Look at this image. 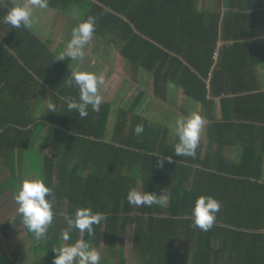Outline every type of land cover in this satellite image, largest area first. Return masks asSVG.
Segmentation results:
<instances>
[{"label":"trees","instance_id":"16d2710c","mask_svg":"<svg viewBox=\"0 0 264 264\" xmlns=\"http://www.w3.org/2000/svg\"><path fill=\"white\" fill-rule=\"evenodd\" d=\"M48 5L62 11L77 5L83 10L80 21L94 17L93 33L118 41L123 57L149 71L156 96L166 100V86L172 82L200 102L210 121L207 135L218 149L215 159L203 155L199 138L194 156H176L178 137L171 140L169 128L160 129L159 123L139 114L133 108L137 101L119 110L111 140H104L111 105L102 103L98 112L89 105L84 118L69 112L66 98L79 97L77 87L66 85L71 59L60 60L31 27L15 29L4 23L12 3L0 0V150L27 147L38 134L37 119L56 125L42 147L64 148L56 157L45 154L43 181L52 189L46 198L54 218L44 236L46 254L36 264H52V248L78 239L97 251L105 243L111 256L101 258L100 264H109L113 256L128 264V230L140 264H224L221 242L229 234L235 236L232 248L224 250L239 251L229 264H264L262 153L258 157L259 149L252 147L229 166L224 158L226 140L232 136L243 143H264V91L250 93L259 88L257 68L264 64V0H48ZM38 83L44 91L57 93L55 111L39 117L28 101ZM130 114L134 126L129 134ZM137 125L144 127L139 135ZM87 162L88 171L82 173ZM166 186L169 193L162 206H135L126 199L131 187L166 194ZM202 194L221 205L208 231L195 227L191 216ZM82 206L104 216L91 235L68 228L67 218ZM64 231L69 232L68 241L62 239ZM31 235L39 245L41 239ZM245 239L248 245H242ZM244 250L247 262L240 258Z\"/></svg>","mask_w":264,"mask_h":264},{"label":"crops","instance_id":"0c3cea01","mask_svg":"<svg viewBox=\"0 0 264 264\" xmlns=\"http://www.w3.org/2000/svg\"><path fill=\"white\" fill-rule=\"evenodd\" d=\"M7 1V0H5ZM10 2L15 4L13 0ZM207 4L211 3V0H206ZM23 3V2H22ZM59 10V9H58ZM61 15H57L56 20L60 21L59 23L47 28L46 30H39L35 27H31L41 38L48 42L49 48L53 53L60 57V54L64 51L67 42L71 38V31H64V22H68L66 18V11L60 10ZM70 18V17H69ZM80 21V20H79ZM72 29L76 27L78 22L72 21ZM69 23V22H68ZM70 24V23H69ZM69 27V26H68ZM51 29L52 32L48 33ZM221 44V42H220ZM71 58L65 57L60 59L62 61L68 60ZM260 67V66H259ZM259 67L257 68L258 76V89L251 91L250 93L257 91H264V71H260ZM69 68L73 72L74 70H88L95 72L97 75H103L105 79V85L99 89L100 94L103 97V102H107L111 105V113L107 122L106 133L104 140H111V136L116 129L118 123V112L121 108H130L135 104V110L146 117L148 120L159 123L160 129L169 128L170 137L173 140L176 137L175 131H172L168 125L159 120L163 115L164 111L163 105H166L167 97L170 92H174V95L179 99L178 102H184L185 97L187 96L182 87L176 85V88H173V84L168 83L166 88L168 90L166 100L161 99L156 96L153 88V78L152 74L146 69L138 68L136 65L131 63L126 57H123L120 53L118 41H109L103 36H96L94 33L84 48V55L79 60H72L69 64ZM96 68L100 69V72L95 71ZM100 73V74H98ZM17 77V76H15ZM37 79V77H36ZM39 84V83H38ZM21 88L20 82L15 84ZM17 88V87H16ZM125 88V93L123 91ZM19 89V88H17ZM45 87L39 84V86L34 85L32 93L28 99L30 102V108L38 111V117L42 115V112L47 110V104L52 103L54 95L57 94L53 90H45ZM142 91H145L142 99L139 100V95ZM189 97V96H188ZM101 103V104H102ZM201 106L197 109V112L203 117L204 125L201 131H204V134L200 133V138L203 140V155L210 154L212 159L217 157L218 145L213 143L208 135V125L209 122L205 118L204 107L201 103ZM216 114L218 118L221 117L220 109V99H216ZM162 109L158 113V108ZM40 111V112H39ZM132 114L129 115L127 120V129L126 132L130 134L132 127L134 126V119ZM186 116V115H185ZM38 128L37 135H34V140L28 143L27 147H22L18 149L6 148L0 150V264H7L8 261H13L15 264H36L45 256L47 249V241L45 238H41L40 244H36L31 233L24 227L22 223L21 216L14 219L13 211L18 208L16 201L14 199V190L17 188L20 180L32 176L35 178L36 174H39V177L43 179L45 175V154L56 157V154L63 151L64 148L58 149L53 146L42 147L45 139L48 134H50L52 127L56 126L55 123L49 120L37 119ZM147 122V121H146ZM257 131V130H256ZM54 133H52V136ZM88 137V136H86ZM91 139L95 137L90 136ZM54 140V137L52 138ZM95 140H99L95 138ZM247 146V148H246ZM258 148L257 154L258 157L262 153V166L260 167L261 172V181H264V143L259 141H254V143L248 142L247 140L243 143L242 138L232 136L227 138L226 144L224 146V158L226 160L225 164L229 166L230 164L238 163L243 158V153L251 148ZM252 148V149H253ZM9 151V153H8ZM28 154V156L26 154ZM30 155V156H29ZM260 155V156H259ZM19 162V163H18ZM27 164L26 170L23 169L25 164ZM87 162L84 166L81 167V172H87ZM94 166L90 169L92 171ZM229 174V173H228ZM234 178V177H233ZM6 181V183H5ZM9 182V183H8ZM4 183L6 185L4 189ZM8 183V185H7ZM3 188H2V187ZM232 185L230 190H232ZM166 195L168 197L169 187H165ZM5 201V203H4ZM10 214L11 219H7V215ZM129 233V236L126 238L132 239V231L128 230L126 234ZM225 238L221 243L223 247L222 261L224 264H229L235 262L239 251L236 253H230L226 251L227 247L232 248V239L235 237L232 234L223 236ZM30 240H34V244L30 243ZM246 240V239H245ZM249 240L250 237H249ZM242 245H248L249 241L242 240ZM254 241H256L254 239ZM33 242V241H32ZM218 245V241L215 242ZM252 244H254L252 242ZM188 247V245H186ZM192 248V245H189ZM240 249V248H238ZM28 258H24V255ZM247 262V254L245 250L242 252V256ZM31 259V260H29Z\"/></svg>","mask_w":264,"mask_h":264},{"label":"clouds","instance_id":"9594fccd","mask_svg":"<svg viewBox=\"0 0 264 264\" xmlns=\"http://www.w3.org/2000/svg\"><path fill=\"white\" fill-rule=\"evenodd\" d=\"M48 7V0H27L26 3L13 4L3 17V22L11 28H30L32 26L33 8L45 9ZM95 30V19L89 16L87 19L78 22L72 29L71 38L67 42L64 51L59 59L65 57L72 60H79L84 55V48L91 39ZM58 59V60H59ZM69 87L79 89L78 99L66 98L67 109L75 112L80 118L87 117L88 106L93 111H99L103 97L99 89L105 85L103 75H97L88 70H74L71 77L66 81ZM47 111H55V104L48 103ZM204 125L203 117L193 112L184 117H178L175 122V134L178 142L174 151L176 156H194L199 143L201 129ZM137 135L144 131L143 125H137L134 129ZM52 189L46 186L43 179L37 173L35 178L29 176L19 181L14 190V199L18 205L17 212L22 218L25 228L33 233L36 239L45 236L49 225L52 224L54 212L51 206L50 197ZM129 204L135 206L164 205L167 203L165 193L140 190L131 187L126 194ZM220 202L211 195H199L193 207L191 216L195 227L202 231H208L214 223L216 214L220 210ZM104 219L100 212H94L90 206L77 207L74 216L67 218L68 228H76L81 233L87 231L93 234V225L99 224ZM69 232L62 233L64 241L69 240ZM54 256L52 264H100V254L88 242L78 239L72 244L60 245L52 248Z\"/></svg>","mask_w":264,"mask_h":264},{"label":"rangeland","instance_id":"374dc122","mask_svg":"<svg viewBox=\"0 0 264 264\" xmlns=\"http://www.w3.org/2000/svg\"><path fill=\"white\" fill-rule=\"evenodd\" d=\"M13 2L15 4L18 3H26L27 0H13ZM61 11L55 8H52L48 5L47 8L45 9H40V8H33V15H32V28L35 27L38 31L39 30H46L47 28H51V26L59 23L60 21L56 20L57 15H61ZM83 16V10L77 6V5H73L72 8H69L66 10V20L68 22H64L63 24H61L62 26H64V31H71L72 30V21H76L79 22L80 18ZM70 17V18H69ZM69 26V27H68ZM74 28V27H73ZM53 29H51L48 33H51ZM260 71H264V64H261L259 67ZM95 71L100 72L99 68H96ZM100 74V73H98ZM173 84V88H176V84ZM123 94L125 93V88L123 91H121ZM167 101H166V105H163V109L164 111L162 112L159 120L162 121L163 123H165L166 125H168L170 127V129L172 131H175V122L177 120L178 117L181 116H188L193 112H197V109L201 106L197 100H195L192 97H185V101L184 102H178L179 99H177V97L174 95V92H170L169 91V95L167 97ZM158 108V107H157ZM162 109L158 108V113L161 112ZM198 113V112H197ZM186 115V116H185ZM201 134H204V131H201ZM26 154V153H25ZM28 156V154H26ZM30 156V155H29ZM19 163V162H18ZM25 164V163H24ZM27 164H25V166L23 167V169L26 170ZM8 185V183H7ZM5 203V201H4ZM14 219L15 217L18 218L20 217V215L17 212V209L15 211H13V215ZM11 219L12 217L10 216V214L7 215V219ZM16 220V219H15ZM126 236H129V233L126 234ZM33 241V242H32ZM30 243L34 244V240H30ZM126 248H125V255H126V259H127V263L128 264H140V262H138V257L133 249V244H132V239L126 238ZM98 252L100 254L101 258H106L107 256H111L110 252L108 251L106 245L104 242L101 243ZM24 258H28V256H26V254H23ZM31 260V259H29ZM109 264H120L118 262V258L113 256L111 257V260L109 261Z\"/></svg>","mask_w":264,"mask_h":264}]
</instances>
